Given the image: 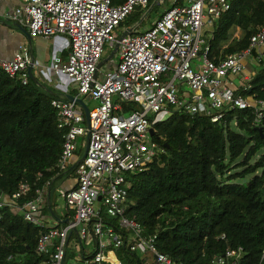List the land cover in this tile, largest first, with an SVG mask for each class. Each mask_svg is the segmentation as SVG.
<instances>
[{
    "label": "built area",
    "instance_id": "built-area-1",
    "mask_svg": "<svg viewBox=\"0 0 264 264\" xmlns=\"http://www.w3.org/2000/svg\"><path fill=\"white\" fill-rule=\"evenodd\" d=\"M231 1L20 0L5 13L8 22L26 27L31 37L67 36V58L53 57L48 72L58 78L66 75L74 96L87 106V98L97 102L93 108L88 106L90 139L86 157L79 159V138L88 131L84 108L63 96L51 100L59 127L65 129L56 167L59 173L74 172L76 178L74 186L63 189V223L57 220L47 226L44 208L58 205L54 200L61 199L52 196L51 180L36 188L32 199H25L28 183L12 195L0 194V220L3 210L11 207L22 212L24 220L47 228L36 249L49 259L40 264H123L117 253L123 246L148 257L147 264H187L159 251L156 235H144L141 223L128 215L129 176L149 167L160 151L151 129L156 133L155 123L176 111L221 123L228 112L252 107L255 124L264 120V99L239 92L248 87L251 65L264 68V26L251 36L246 49L211 57L212 28L230 9ZM154 5L159 10L150 27L139 30L142 23L136 22L120 28L137 6L144 21ZM117 42L118 62L104 70L99 63L106 49ZM30 64L39 66L27 43L12 58L0 57V67L24 84L30 80ZM75 233L80 243L77 256L68 260V245ZM244 255L245 249L239 246L208 264H241Z\"/></svg>",
    "mask_w": 264,
    "mask_h": 264
},
{
    "label": "trees",
    "instance_id": "trees-1",
    "mask_svg": "<svg viewBox=\"0 0 264 264\" xmlns=\"http://www.w3.org/2000/svg\"><path fill=\"white\" fill-rule=\"evenodd\" d=\"M158 10L154 5L146 20ZM142 16V11H134L122 25L143 24ZM260 26L264 0H232L212 28L211 57L246 49ZM236 27L243 30L240 38L230 32ZM251 69L247 89L239 92L264 99V68ZM57 96L31 79L24 84L0 67V194L12 195L28 183L25 199H32L36 188L51 180L53 191L56 181L68 175L56 167L65 134L51 105ZM256 126L252 107L228 112L221 123L182 111L155 123L160 151L147 169L129 176L127 213L141 223L144 235H156L159 251L174 261L208 264L242 246L241 264H264V120L263 134ZM53 207H45L44 213L57 216ZM3 212L0 264L49 259L36 249L47 228L24 220L22 212L11 207ZM117 253L123 264L148 263V257L124 246Z\"/></svg>",
    "mask_w": 264,
    "mask_h": 264
},
{
    "label": "crops",
    "instance_id": "crops-1",
    "mask_svg": "<svg viewBox=\"0 0 264 264\" xmlns=\"http://www.w3.org/2000/svg\"><path fill=\"white\" fill-rule=\"evenodd\" d=\"M186 1V0H185ZM20 3V0H0V57L1 58H12L13 53L18 47L27 43L30 45L32 55L39 63L38 67L33 68L34 75L38 78V80L46 87V89H50L53 94L59 96L72 95L74 96L76 93L73 90L72 81L67 77L63 78V86L60 87L59 81L61 78L55 77L54 75L48 72V68L50 65V60L55 56H61L64 59L67 58L69 53V39L65 35H56L50 38H46L43 36L38 37H27L15 23L8 22L5 19V13L12 9L14 6H17ZM144 30V29H143ZM232 33L235 37H242L243 30L240 27H236ZM261 51L264 52V47L261 48ZM252 65L250 66V68ZM47 81H45V80ZM72 86V92H69L68 88ZM81 159V156L78 157ZM75 179V181L71 184H68V179ZM76 183L75 174L73 175H65L59 181H56V184L53 186V190L56 188L68 189L74 186ZM51 189V193H52ZM53 195H55L53 193ZM61 209L60 213L55 214L57 216L48 217V225H53L57 223L58 220L60 223H63L65 219L63 218V210L60 206H57Z\"/></svg>",
    "mask_w": 264,
    "mask_h": 264
},
{
    "label": "rangeland",
    "instance_id": "rangeland-1",
    "mask_svg": "<svg viewBox=\"0 0 264 264\" xmlns=\"http://www.w3.org/2000/svg\"><path fill=\"white\" fill-rule=\"evenodd\" d=\"M139 10L142 11V8H141L140 6H137L135 11H139ZM142 12H143V11H142ZM156 18H157V16H155L154 13H152V14H151V19L146 20V21L142 24V26H140L139 30H143V29H146V28L150 27L151 24H152V22H153ZM122 23H123V22H122ZM122 23H121V25H120V28H122V27H126V25H122ZM230 32L233 33L234 31H230ZM113 48H114V47H113ZM113 48H112V49L107 48L105 54H104L103 57H102V59L107 58V57L110 55V53L112 52ZM117 62H118V55H117V52H116V53L113 55L112 59H110L109 61H107V62L103 65L104 70H107L108 67H114V63H117ZM252 67L256 68L257 65H256V66H253V65H252ZM63 78L66 79L67 76H66V75H63L62 78H61V80L59 81V84H60V87H61V88H62L63 83H64V82H63V80H64ZM44 80H45V79H44ZM45 81H47V80H45ZM43 88H46V87H43ZM68 90H69V92H72V93H73V91H72V86L69 87ZM86 101H87L88 106H89L90 108H93V107L95 106V104L97 103L96 101H94V100H92V99H88V98H87ZM86 136H87V135L85 134V135H83L82 137L79 138L80 146H79V149H78V151H77V154H78L79 157H80V156L82 157V155H83L84 152H85V148H86ZM250 176H251V175H248V176L246 177V179L249 178ZM74 181H75V179L70 178V179H68L67 183H68V184H71V183H73ZM53 193L55 194V196H56V194H57V195H59V197L61 198V199H59L58 201H55V200H54V203L60 205L61 208L66 207V205H65V200H64V198L62 197V196H63V189H62V188H56V189L53 190ZM58 205H55V206L53 207V210H54L56 213H60V211H61V209L57 207ZM79 244H80V243H79V240L77 239V237H76V233H75V234L73 235V237L71 238V241H70V243H69V245H68V260H71V259L76 258V256H77L76 246L79 245ZM86 248H87L88 251H91V250H92V246H87ZM75 254H76V255H75ZM74 255H75V256H74ZM73 256H74V257H73Z\"/></svg>",
    "mask_w": 264,
    "mask_h": 264
},
{
    "label": "water",
    "instance_id": "water-1",
    "mask_svg": "<svg viewBox=\"0 0 264 264\" xmlns=\"http://www.w3.org/2000/svg\"><path fill=\"white\" fill-rule=\"evenodd\" d=\"M16 25L18 26V28L20 29V31H22L27 37L31 38V35L28 31V29L18 23H16ZM127 34V31L124 32L120 39H122L125 35ZM119 46V42H117L112 50V52L110 53V55L105 58L102 59L99 63V67H101L102 65H104L107 61H109L113 55L116 53L117 48ZM34 57V56H33ZM28 75L30 77V79L34 82H36L38 85H40L41 87H45L39 80L38 78L34 75L33 72V65L30 64L28 67ZM66 97L71 100V101H76L77 103H79L80 105L83 106L84 108V112H85V116H86V122H87V127H88V131H87V136H86V148H85V152L83 154V156L81 157V159H84L87 155V150H88V144H89V139H90V132H89V127H90V116H89V107L87 106V104L85 103V101L82 98H76L75 96L72 95H66ZM257 131H259L260 133L263 134V127L262 126H256L255 128ZM151 134L155 135L157 138L158 136L156 135L155 131L153 129H151Z\"/></svg>",
    "mask_w": 264,
    "mask_h": 264
},
{
    "label": "clouds",
    "instance_id": "clouds-1",
    "mask_svg": "<svg viewBox=\"0 0 264 264\" xmlns=\"http://www.w3.org/2000/svg\"><path fill=\"white\" fill-rule=\"evenodd\" d=\"M257 126H260V125H257ZM83 156V155H82Z\"/></svg>",
    "mask_w": 264,
    "mask_h": 264
}]
</instances>
